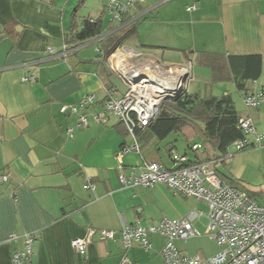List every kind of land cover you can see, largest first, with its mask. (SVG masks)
<instances>
[{"label": "crops", "instance_id": "1", "mask_svg": "<svg viewBox=\"0 0 264 264\" xmlns=\"http://www.w3.org/2000/svg\"><path fill=\"white\" fill-rule=\"evenodd\" d=\"M108 1L0 0V173L9 176L0 185V264H12L14 249L21 248V242H8L7 237L26 233L34 236L32 264H118L120 240H101L97 231L119 232L137 221L149 225L186 215L174 209L164 185L122 187L118 179L130 168L139 170L143 162L172 166L170 154L187 146L181 136L173 134L159 142L142 131L137 134L140 154L118 157L117 151L130 140L120 134L116 118L108 116L103 124L74 130L70 137L67 128L75 116L60 112V105L77 104L89 94H95L96 102L87 112L101 111L106 97L102 41L120 36L132 24L136 50L166 64L191 61L188 85L193 78L196 81L192 92L187 85V94L220 97L229 92L239 117L250 118L264 136V102L251 109L242 101L254 84L264 89V0H140L129 13L131 21L122 27L108 20ZM191 6L194 10L188 11ZM88 18L102 20L101 35L69 42L73 21L79 30ZM92 43L93 48L87 47ZM64 44L68 47L61 59L48 55L47 47L60 53ZM249 55L261 57V73L238 92L228 59ZM214 58L222 61L218 77L210 63L196 67L193 62ZM28 77L34 81L22 80ZM169 142L173 148L167 153L164 147ZM221 169L233 180L248 183L255 169L256 177H261L259 190L242 186L258 201L264 199V140L230 152ZM87 181L95 186L93 191L86 188ZM88 229L96 234L80 255L71 241L83 238ZM162 245L152 244L150 251L157 253ZM130 250L133 264L148 261L137 256L139 251L148 252L137 246Z\"/></svg>", "mask_w": 264, "mask_h": 264}, {"label": "built area", "instance_id": "2", "mask_svg": "<svg viewBox=\"0 0 264 264\" xmlns=\"http://www.w3.org/2000/svg\"><path fill=\"white\" fill-rule=\"evenodd\" d=\"M140 0H109L105 10L113 26L122 27L131 21L129 13ZM194 6L187 10H194ZM128 15V16H127ZM127 16V18H125ZM67 44L58 53L47 47L49 56L61 59L65 56ZM107 68L126 86L127 91L120 95L115 89L106 90L101 111L87 109L96 102L95 94H89L77 104L60 105V112L75 116V122L67 128L71 137L74 130H84L93 124H103L108 116L121 123L129 137L130 144H123L117 151L120 157L126 153L140 154L137 131L145 129L157 116L161 104L182 97L192 78L191 61L183 59L177 64H166L128 46L116 48L106 59ZM33 82V77L22 79ZM242 101L246 108L255 109L264 102V89L254 84L251 90L243 93ZM239 128L246 138L233 143L234 151H241L250 145L259 146L264 136L256 132L250 118H240ZM252 139L249 142L248 137ZM200 144L191 146L197 150ZM172 166L165 167L157 162H143L140 169L130 168L118 175L122 187H145L164 185L170 190L207 207L203 213L198 209L190 210L182 218L161 220L142 225L139 221L132 225H123L119 232L100 229L101 240H120L122 254L118 264H133L127 256L133 246L145 252L152 250L150 237L164 240L157 251L164 264H264V199L258 201L237 187L222 181L216 174L212 162L186 165L187 158L172 152ZM9 180V176L0 173V185ZM86 188L93 191L95 186L86 182ZM205 217V235L195 226V222ZM94 229H88L83 238L73 239L72 248L83 255L95 236ZM206 236L213 241L216 250L213 254L202 256L199 253H183L176 243H186L193 238ZM11 243L21 242V248L14 249L12 264H32L34 236L26 233L7 237Z\"/></svg>", "mask_w": 264, "mask_h": 264}, {"label": "trees", "instance_id": "3", "mask_svg": "<svg viewBox=\"0 0 264 264\" xmlns=\"http://www.w3.org/2000/svg\"><path fill=\"white\" fill-rule=\"evenodd\" d=\"M81 4L82 2L79 3L78 8ZM101 23V19L88 18L82 22L81 28L77 30L78 25L73 21L70 29V40L68 41L76 44L99 37L101 35ZM135 33V24H132L120 36L103 40L100 47L102 62L105 63L107 57L116 48L124 45L123 41L126 37L133 36ZM228 68L235 88L240 92L245 89L247 82L255 81L260 76L261 57L259 55L232 56L228 59ZM104 79L106 81V90L114 89L105 74ZM239 119L240 117L235 109L232 97L227 91L220 97H200L195 94L185 93L175 101L163 102L157 116L145 129L137 131V134L146 131L150 137L155 138L159 142L165 141L173 134L181 136L187 144L183 150L186 153L174 152L187 158L186 165L212 162L216 174L222 181L241 189L248 196L255 199L251 192L242 186L241 181L233 180L224 174L221 169H224V157L230 154V148H232L233 143L246 138L243 131L239 128ZM117 129L122 136L127 135L124 126L119 122ZM144 141L147 142V139H144ZM193 142H198L201 147L197 150H192L191 145ZM164 148L167 153H170L173 145L169 142ZM188 151L192 152V158L188 157ZM171 155L172 153L170 154L172 161ZM220 166L221 170L218 169Z\"/></svg>", "mask_w": 264, "mask_h": 264}, {"label": "rangeland", "instance_id": "4", "mask_svg": "<svg viewBox=\"0 0 264 264\" xmlns=\"http://www.w3.org/2000/svg\"><path fill=\"white\" fill-rule=\"evenodd\" d=\"M108 20L110 21V16L108 15ZM124 44L130 48H137L136 44L134 43L133 40V36H128L124 39ZM95 45V43L89 44L87 47L93 48ZM157 54H160L157 52ZM194 65L197 67H201L203 66V64H207L210 63L211 65V69L213 70L214 73V77H218L222 72V61L220 59H208L207 61L204 60H194ZM195 78H193V80L191 81V83L188 85V90L187 91H191L192 92V85L195 83ZM200 88V85H199ZM239 94L236 93V95L234 94V98L237 100V103H240V99H239ZM247 149V148H245ZM183 150L182 149V145L178 146V152L177 153H182L183 154ZM188 153H192L191 151H188ZM254 176L253 179H251V181H249L250 183H248V181H242L241 183L245 186V188H248V190H259V185H257V182H261V177H259V179L256 177V172L255 169H252ZM245 180V179H243ZM249 180V179H248ZM253 180V181H252ZM261 188V187H260ZM167 198L169 199V202L173 205L174 209H176V211L179 214H187L190 210L192 209H198L203 213L207 212V207L202 204V203H197L195 200L193 199H189V198H185L182 195L176 193L173 190L168 189V193H167ZM208 220L205 217H200L196 222H195V226L197 227V229L203 234L205 235V229H206V224H207ZM150 241L152 242V244L158 248L160 247V245L162 243H164V240L162 238H159L157 236H152L150 237ZM176 247L182 251L183 253H188V254H195V253H199L202 256L205 255H211L212 253L215 252L216 250V246L215 243L213 241H210L206 236L200 237V238H193L188 240L186 243H182V242H178L176 243ZM129 250L127 251V256L131 257V255L133 254L132 252L130 253ZM137 256L140 260L145 261L146 258H149L148 261L144 262V264H162L161 262V257L159 256V254H157L155 251H150L148 253H144L139 251L137 253ZM132 261V260H131Z\"/></svg>", "mask_w": 264, "mask_h": 264}, {"label": "water", "instance_id": "5", "mask_svg": "<svg viewBox=\"0 0 264 264\" xmlns=\"http://www.w3.org/2000/svg\"><path fill=\"white\" fill-rule=\"evenodd\" d=\"M97 62L101 63L100 60ZM105 72V75L107 76L108 82L113 86V88L116 90L117 93L120 95H124L127 91L126 86L122 83V81L114 75L106 66L105 63H101ZM230 152H234L233 148H230Z\"/></svg>", "mask_w": 264, "mask_h": 264}]
</instances>
